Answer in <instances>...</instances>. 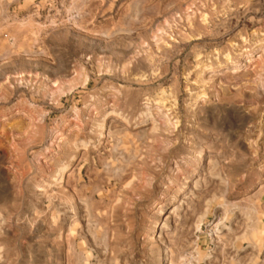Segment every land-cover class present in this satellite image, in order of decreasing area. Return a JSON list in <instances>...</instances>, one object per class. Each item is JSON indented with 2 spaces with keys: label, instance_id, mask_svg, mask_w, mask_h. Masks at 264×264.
Here are the masks:
<instances>
[{
  "label": "rangeland",
  "instance_id": "obj_1",
  "mask_svg": "<svg viewBox=\"0 0 264 264\" xmlns=\"http://www.w3.org/2000/svg\"><path fill=\"white\" fill-rule=\"evenodd\" d=\"M0 264H264V0H0Z\"/></svg>",
  "mask_w": 264,
  "mask_h": 264
},
{
  "label": "bare ground",
  "instance_id": "obj_2",
  "mask_svg": "<svg viewBox=\"0 0 264 264\" xmlns=\"http://www.w3.org/2000/svg\"><path fill=\"white\" fill-rule=\"evenodd\" d=\"M52 88H55L54 86H52ZM56 91H60L59 88L55 89ZM16 112H18V110L16 109ZM71 129L76 128V123H71L70 126ZM65 133V132H64ZM61 141V136L58 133H53L50 137V141H49V146H55L57 145L59 142Z\"/></svg>",
  "mask_w": 264,
  "mask_h": 264
},
{
  "label": "crops",
  "instance_id": "obj_3",
  "mask_svg": "<svg viewBox=\"0 0 264 264\" xmlns=\"http://www.w3.org/2000/svg\"><path fill=\"white\" fill-rule=\"evenodd\" d=\"M26 76H27V75H24V77H23V78H24V80H26V79H25V78H26ZM33 78H34V76L32 75V76L30 77V80H33ZM16 109H17L18 111H19V110H20V111H21V110H25V108H22V107H20L19 105H15V106H14V110H13V111L15 112V111H16ZM26 109H27V110H29V108H28V107H27ZM26 112H27V111H26ZM28 114H29V113H28ZM29 116H30V114H29Z\"/></svg>",
  "mask_w": 264,
  "mask_h": 264
}]
</instances>
